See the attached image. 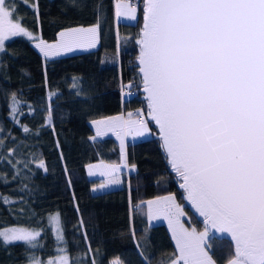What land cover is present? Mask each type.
<instances>
[{
  "label": "trees",
  "instance_id": "trees-1",
  "mask_svg": "<svg viewBox=\"0 0 264 264\" xmlns=\"http://www.w3.org/2000/svg\"><path fill=\"white\" fill-rule=\"evenodd\" d=\"M114 2L15 0L23 26L46 41L67 28L100 27L97 47L87 51L45 58L22 36L6 39L0 51V196L8 201H0V229L37 230L43 245L32 249L0 239V264H29L33 255L45 260L59 244L74 264H168L177 248L165 224L147 222L143 204L165 194L183 205L189 224L205 227L175 182L151 119L150 138L126 140V163L135 167L123 172L118 185L97 191L106 178L87 176L88 164L122 160L115 137L91 139V120L126 111L136 115L137 108L149 116L136 64L144 0H138L132 23L116 20ZM122 86L128 90L124 97ZM55 213L65 241L59 244L49 223ZM206 244L217 264H225L234 247L221 233H211Z\"/></svg>",
  "mask_w": 264,
  "mask_h": 264
},
{
  "label": "snow or ice",
  "instance_id": "snow-or-ice-1",
  "mask_svg": "<svg viewBox=\"0 0 264 264\" xmlns=\"http://www.w3.org/2000/svg\"><path fill=\"white\" fill-rule=\"evenodd\" d=\"M117 8L118 15L136 18L131 0H118ZM143 13L140 73L168 162L199 214L230 234L234 247L227 264H264V0H144ZM99 27L71 28L59 33L58 43L41 40L36 46L45 57L94 47ZM18 35L33 38L15 0H0V51L9 36ZM132 116L94 121L96 136L150 131ZM119 170L105 165L101 175L120 183L114 175ZM0 201L8 202L3 196ZM147 208L149 218L162 216L172 228L178 255L170 264H217L207 229L185 228L184 209L174 196L149 200ZM49 223L57 242H65L59 214ZM40 236L28 228L0 230L5 244L23 241L32 249L43 247ZM58 251L63 255L55 260L33 255L29 264H74L66 248Z\"/></svg>",
  "mask_w": 264,
  "mask_h": 264
},
{
  "label": "rangeland",
  "instance_id": "rangeland-1",
  "mask_svg": "<svg viewBox=\"0 0 264 264\" xmlns=\"http://www.w3.org/2000/svg\"><path fill=\"white\" fill-rule=\"evenodd\" d=\"M136 1H138V0H131L132 5H133L134 7H136V9H137V11H136V13H135L136 18H135V19H131V18H128V17H126V16L118 15V14H117V12H118V8H117L118 0H115V2H114V9H115V17H116V20H117V21H121V22H131V23H132V22H135V21L137 20V18H138V10H139V6H137V4H135ZM94 25H96V24L87 25V26H75V27H71V28H78V27L89 28V27H92V26H94ZM71 28H67V29L61 30L60 32H62V31H66V30L71 29ZM28 31H29V30H28ZM30 32H31V31H30ZM60 32H59V33H60ZM31 33H32V36H33L32 39H29L27 36H23V35H18V36H22V37H25V38H27L28 40H30L31 43H32V45L35 47V49H36V50H37L42 56H44L43 52H41L40 48H38V47L36 46L37 44L40 43L41 40L44 41L46 44H49V45L56 44V43H58L59 40H60L59 33H58V35H57V37H56V39H55L54 41H46V40L42 39L38 34H35V33H33V32H31ZM12 37H15V36H9L7 39L12 38ZM98 41H99V35H98V39H97V41H96L94 47H87V46H84V47L76 48L74 51H71V52H61V54H59V55H49V56H47V57H45V56H44V57H45V58H54V57H58V56H63V55H68V54H73V53H77V52H82V51L91 50V49L97 47V45H98ZM4 42H5V41H4ZM135 112H136V114L139 113V116L135 115V114L133 113V111H126V115H125L126 118L128 119V113H133L132 119H134V120H135V119L144 120V121L146 122V124H147V126H148V129H149L150 131L146 132L143 136H137V135H135L134 133L125 134L126 139L128 138V140L138 141V140H142V139L150 138V137L152 136V131H151L150 124H149V121H148V120L150 119V116H148V115L145 116V114H144V112L142 111L141 108H137V110H135ZM113 117H123V114H122V112H119V113H116V114H112V115H108V116H105V117H101V118H98V119L91 120L89 123H90L92 129L94 130V134H93L92 137L103 138V137H105V136H113V137H115V138L117 139V141L119 142V144H120V146H121V139L124 140V138H125V137H124V134H121V137L118 138V136L116 135L115 132H111V131H109V132H107L106 135L96 136V125H95L93 122H94V121H98V120H106V119H108V118H113ZM124 142H125V140H124ZM124 142H123V148L125 147V146H124ZM89 165L91 166V167L88 166V168H87V176H88L89 178H96V177H101V176H102V177L105 176V177L107 178L104 182H102L101 184H99V185L95 188L97 191L107 190L108 188H112V187L115 186L114 183H110V177H109L108 175H101V172L104 171V166H105V165H109V166H118V167L120 168V170L114 174L115 177H117V178L119 179L120 182H121L122 179H123V178H122V174H123V172H124L125 170H126V171H131V170L134 169V168H132V167H129V166L126 164V162H124L123 157H122V161H121L120 163L95 162V163H92V164H89ZM104 184H108V187H104V188H102L101 185H104ZM171 196H174V195L172 194ZM174 197H175V196H174ZM175 199H176V198H175ZM154 200H155V199H154ZM148 201H149V200H148ZM187 201L192 205V203H191L189 200H187ZM176 202L178 203L177 199H176ZM143 204H144V206H145L146 217H147V216H148L147 200L143 201ZM178 204H179V203H178ZM180 205H181V207L183 208V205H182V204H180ZM192 207H193V208L195 209V211L199 214V212L196 210V208H195L193 205H192ZM183 209H184V208H183ZM184 213H185L184 216H182L180 219H181V223H183V225H184L185 228H188V229H190V230H191L192 228H195L196 231H197L198 233H200V232H204L206 229H208V230H207V232H208V237L206 238V243H207V239L209 238V236H210L211 233H215V234H218V233H219V231H217L215 228H213L210 224H208V223L206 222L205 217L202 218V220H203V224H204L205 227H201V228H196V227H194L193 225H191V224L188 223V221H190V215L185 211V209H184ZM56 214H57V213H55V214H53V215H51V216H54V215H56ZM51 216H50V217H51ZM201 217H202V216H201ZM148 220H149V223H150V224H158V223H163V224H165V225L168 227V229H169V231H170V234H171V236H172V238H173L172 228L170 227L169 222H168L167 219L163 218L162 216L159 217V218H155V217H153V218H149V216H148V218H147V222H148ZM7 228H23V227L11 226V227H5V228L0 229V230H4V229H7ZM51 228H52V227H51ZM30 230H34V229H30ZM52 230H53V228H52ZM34 231H37V230H34ZM53 233H54V236H55V232H54V230H53ZM55 239H56V238H55ZM56 241H57V240H56ZM22 242H23V241H22ZM173 242L175 243V246H176V242H175L174 239H173ZM57 243L59 244L60 242H57ZM60 248H64L62 244H59V245H58V247H57V252L55 253L54 256L49 257V258H47V259H45V260H41V261L47 262V261H49V260H55V259H57V257H59L60 255H63V253H61V252L58 251V249H60ZM177 253H178V250H177ZM177 255H178V254H177ZM35 257H37V256H35ZM37 258H38V257H37ZM168 264H170V262H169ZM225 264H227V262H226Z\"/></svg>",
  "mask_w": 264,
  "mask_h": 264
},
{
  "label": "water",
  "instance_id": "water-1",
  "mask_svg": "<svg viewBox=\"0 0 264 264\" xmlns=\"http://www.w3.org/2000/svg\"><path fill=\"white\" fill-rule=\"evenodd\" d=\"M143 8H144V6H143ZM143 25H144V13H143V15H142V27H141V31H140V39H141V36H142ZM139 46H140V44H139ZM140 50H141V46H140ZM139 55H140V52H139V54H138V57H139ZM138 57L136 58V64H137V66H138V72L140 73V65H139ZM140 76H141V80H142V87H141V89H140V92L144 95V98L147 100V93L144 91V84H143V79H142V74H141V73H140ZM147 102H148V100H147ZM150 119H151V117H150ZM153 123H154V125H155L156 128H157V131H158V137H159L160 140H161V137H160V134H159V128H158V126L155 124L154 121H153ZM161 143H162V140H161ZM163 149H164V148H163ZM164 151H165V150H164ZM165 153H166V152H165ZM181 182L183 183L182 179H181ZM219 233H221V232H219ZM221 234L224 235L225 237H227L228 239H230V240L232 241L230 234H228V233H221ZM232 242H233V241H232ZM233 243H234V242H233Z\"/></svg>",
  "mask_w": 264,
  "mask_h": 264
},
{
  "label": "crops",
  "instance_id": "crops-1",
  "mask_svg": "<svg viewBox=\"0 0 264 264\" xmlns=\"http://www.w3.org/2000/svg\"><path fill=\"white\" fill-rule=\"evenodd\" d=\"M122 114H123V118L124 119H127L126 118V112H122ZM94 131V130H93ZM124 137H125V134H124ZM124 140H125V142H124ZM124 140H123V142H124V146H125V144H126V140H128V138L126 139V137L124 138ZM128 141H131L132 142V140H128ZM126 147V146H125ZM125 147L123 148L124 149V154H125ZM123 157V160H124V162H126V156L124 155V156H121V158ZM122 161V160H121ZM127 164V163H126ZM88 166H90L89 164L86 166V173H87V168H88ZM133 168V167H132ZM100 178H106L105 176L104 177H100ZM107 179V178H106ZM114 185H118V183H114ZM169 195H172V194H165V195H161V196H156V197H153V198H149V199H147V201L148 200H154V199H156L157 197H164V196H169ZM84 215H85V213H84ZM86 216V215H85ZM147 218H148V216H147ZM148 223H149V220H148ZM150 224V223H149ZM150 225H153V224H150ZM168 228V227H167ZM208 230V229H207ZM168 231H169V229H168ZM169 233H170V231H169ZM171 235V234H170ZM171 238H172V236H171ZM172 240H173V238H172ZM175 244V243H174ZM178 254V253H177Z\"/></svg>",
  "mask_w": 264,
  "mask_h": 264
},
{
  "label": "built area",
  "instance_id": "built-area-1",
  "mask_svg": "<svg viewBox=\"0 0 264 264\" xmlns=\"http://www.w3.org/2000/svg\"><path fill=\"white\" fill-rule=\"evenodd\" d=\"M136 3L138 4V2H136ZM127 93H128V90L126 87H123V86L120 87V94L122 97H124ZM174 180H175V182H177L179 184V186L181 185V178L178 175H176L174 177Z\"/></svg>",
  "mask_w": 264,
  "mask_h": 264
}]
</instances>
